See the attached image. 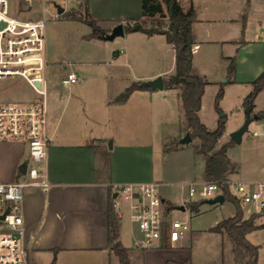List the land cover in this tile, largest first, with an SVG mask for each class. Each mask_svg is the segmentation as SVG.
Instances as JSON below:
<instances>
[{
	"label": "crops",
	"instance_id": "0c3cea01",
	"mask_svg": "<svg viewBox=\"0 0 264 264\" xmlns=\"http://www.w3.org/2000/svg\"><path fill=\"white\" fill-rule=\"evenodd\" d=\"M53 1L57 4L61 1L65 5L73 2V9H78L82 1L88 2L92 16L105 31L119 25L118 21L142 17V0ZM180 3L185 12L191 7L195 11L192 25L196 47L193 51V70L208 81L199 116L201 122L214 131L221 117L215 107L213 113L208 114L207 94H210L215 106L216 96L223 86L224 97L220 108L223 110L224 105L232 102L234 109L236 102V109L240 110L238 108H243L245 98L254 89L252 82L264 72V0H180ZM67 21L72 25L70 28L78 29L77 25H86L79 21ZM107 23L109 25L104 28ZM91 33L92 29L79 41L95 47L91 54L93 62L81 64L93 68L79 67L76 71H66L65 59L60 62L61 59L52 58L54 64L59 62L66 72L51 69L46 84L50 188L45 193L38 189L36 193L25 194L24 199L26 227L36 234L33 263L39 264L48 255L51 263L56 260L55 264H121L110 241L109 209L112 206L118 220V240L130 250L132 264H211L195 253L190 244L193 237L191 229L173 245L146 251L133 249L136 228L130 222L126 206L116 190L126 184L155 183L172 208L171 217L177 219L189 220L190 217L183 213L191 211L189 203L197 202L189 197V188L205 182L204 157L200 175L192 181H177L162 168V162L167 161L168 156L184 153L190 147L177 141V146L166 152V146L173 140L162 139L160 135L164 110L175 111L180 107L181 89L139 90L133 92L126 102L117 101L125 89L136 82L162 77L165 83L173 76L176 68L174 48L163 35L125 33L121 37L123 47L112 55L109 47L96 46L106 40L88 39ZM231 58L236 59L233 76L229 74ZM103 60H107L111 70L99 68ZM70 73L77 75L76 84L64 83ZM229 113H225L226 133L219 140L221 145L231 140L230 134L239 130L246 118L243 114L240 121L230 127ZM260 113H264V89L255 100L252 117ZM254 121L264 123V118H255ZM248 142L261 165L253 166L239 181L233 175L232 185L243 183L253 187L264 182V137ZM8 145L11 148L0 162V168L7 169L10 175L1 179L2 182H13L25 162L26 146L20 143ZM234 147L228 150L232 162L230 150ZM178 187L179 191H175ZM116 202L120 203L119 208L115 207ZM225 203L208 204L214 207L215 216L205 232L215 235L220 241L214 264H237L233 240L224 232L212 231L227 219L222 208ZM182 207L185 209L182 210ZM246 210L244 219L248 220L250 214ZM118 211L123 213L122 216ZM200 212L199 208L197 214ZM233 212L231 217L236 214L235 210ZM256 221L258 226H264V214ZM257 232H264V228L248 234L247 239L259 247L258 264H264L262 243L249 239Z\"/></svg>",
	"mask_w": 264,
	"mask_h": 264
},
{
	"label": "built area",
	"instance_id": "2783aa9c",
	"mask_svg": "<svg viewBox=\"0 0 264 264\" xmlns=\"http://www.w3.org/2000/svg\"><path fill=\"white\" fill-rule=\"evenodd\" d=\"M39 0H0V78L21 76L42 96L38 103L29 105L0 104V142L20 143L29 151L26 173L20 171L13 182L0 179V264H34L33 245L36 234L25 223L24 199L28 188L47 192L50 188L47 164L50 140L48 125L47 89L44 80V49L46 20L33 19ZM27 8L28 19L23 8ZM59 18V14H53ZM2 23L5 26L2 27ZM196 47H193L194 51ZM75 73L68 74L64 83L76 84ZM40 83V88L36 86ZM254 135H257L255 132ZM264 137V126L261 130ZM125 203L130 222L136 228L133 249L146 251L173 245L189 230L188 219L171 217L172 208L155 183L126 184L116 188ZM238 200L251 214H264V182L249 187L237 183ZM222 190L219 184L203 182L189 188V197L213 199ZM119 202L115 207L119 208ZM122 216V212L118 211Z\"/></svg>",
	"mask_w": 264,
	"mask_h": 264
},
{
	"label": "trees",
	"instance_id": "16d2710c",
	"mask_svg": "<svg viewBox=\"0 0 264 264\" xmlns=\"http://www.w3.org/2000/svg\"><path fill=\"white\" fill-rule=\"evenodd\" d=\"M161 2H164L167 9V17ZM68 20L79 21L88 25L92 33L88 39H102L108 34L103 30L98 20L95 19L88 5L82 1L79 8L65 12L63 15ZM60 16V17H61ZM195 22V11L191 7L184 11L180 0H142V17L140 19H126L119 21L124 26L125 33H143L147 36L163 35L166 37L176 52L175 74L165 82V88H180V102L186 115L187 131L192 140L198 139L199 145L196 153L206 159L204 168V180L219 184L226 201H231L236 207L234 217L228 218L219 223L213 232L226 233L234 242V254L237 264H258L259 247L251 244L247 235L264 228L256 224V216L244 219V211L238 199L231 192V177L237 173V165L228 157L229 148L235 142L230 140L221 146L217 145L219 140L226 133V116L219 120L218 127L210 131L200 120L199 112L202 107V98L208 81L194 73L193 70V47L195 39L192 34V25ZM236 69V59H230L229 74L233 76ZM144 82H136L125 89L117 98L118 102H126L130 95L139 90H149L143 85ZM254 89L245 98L243 106L251 113L254 112L255 100L258 94L264 89V72L252 82ZM224 97V89L221 87L215 100V108L220 111V101ZM263 119L264 113L258 114ZM177 146V142L166 146L165 151L169 152ZM204 201L189 203L188 207L193 212H199ZM171 208V207H170ZM110 241L113 244V251L119 257L121 264H132L130 250L126 249L119 242V226L114 208L109 209ZM55 259L51 264H55ZM172 264V263H170Z\"/></svg>",
	"mask_w": 264,
	"mask_h": 264
},
{
	"label": "rangeland",
	"instance_id": "374dc122",
	"mask_svg": "<svg viewBox=\"0 0 264 264\" xmlns=\"http://www.w3.org/2000/svg\"><path fill=\"white\" fill-rule=\"evenodd\" d=\"M60 1V0H59ZM53 0H39L36 7L35 12L38 15L34 16L33 19H44V10L46 11L45 20H46V28H45V49H44V60L46 64V74L44 76V80L47 84V79L50 78V71L51 69L54 71L61 70L62 72L76 71L81 68H93L94 66H82L81 64H87L89 62H93L92 55L95 47L93 45H87L86 42L79 41L80 37L87 34L91 31V28L88 25H77L78 29L70 28V25L67 21L68 19L65 16H61L59 18L53 17V14H58V9L55 6ZM62 4V7L65 8L66 12L71 10H76L71 8L74 3H63L60 1L59 5ZM164 14L166 15V22L168 20L167 9L164 2H161ZM181 4V3H180ZM79 8V7H78ZM24 15H20L22 19H28L26 16L27 8H23ZM118 21V20H117ZM119 22V21H118ZM68 24V25H67ZM99 24V22H98ZM106 25L109 23L104 24L103 27L105 28ZM100 26V25H99ZM111 30L106 31V33H111ZM100 48V46H107L109 47V52L113 55L114 53H118L119 50L123 47V41L121 37L116 38L113 41H103V43H99L96 45ZM103 52V50L101 51ZM52 58L55 59H65L66 71L61 69L60 63L57 62L54 64ZM107 60H103L102 64L99 66L100 69L104 71H109L111 68L109 65L106 64ZM131 80V77L129 78ZM48 93V88H47ZM212 95V94H211ZM42 96L39 95L33 87L21 76H14V77H6L0 78V104L6 105H29L33 103H38L41 100ZM167 101V99L165 98ZM164 101V98L162 99ZM207 103V110L208 114L213 113L214 107L213 101L211 102L210 94H207L206 97ZM180 107L175 111L165 109L164 110V121L161 122V138L164 139L167 137L168 139H172V144L176 143L177 141L180 142L185 136L187 131L186 126V115L181 106V102L179 103ZM236 102L234 109L232 108V102L230 105L227 103L224 105L223 110L220 108V111L217 110L219 116L222 118L225 113H229V109H233L229 113L230 121L229 126L234 127L237 122L240 121V118L243 114L244 117L246 116V109L238 108L236 109ZM246 120V118H245ZM244 120V122H245ZM264 126L263 121H254L248 130L245 133L244 140L240 144L234 145L235 147L230 150V156L235 163H237V173L234 175V179L239 181L242 179L244 174L247 171H250L253 166H260L261 161L253 155L251 152V143L248 140H258L261 136V130ZM257 135H254V133ZM251 138V139H250ZM176 139V140H174ZM8 144L0 142V162L5 159L7 156L8 150L11 148ZM16 144V143H15ZM170 144V143H169ZM181 144V143H180ZM171 145V144H170ZM189 145V149L181 154H171L168 156L167 161L162 162V168L168 172V174L177 181H192L194 178H198L202 169V164H204L205 159H203L200 154L196 153V147L199 145V140L195 139L192 140L190 144H186L185 146ZM223 146L218 143L217 148ZM250 147V148H249ZM193 151L195 153H193ZM24 159H29V151L28 148H24ZM10 174L8 170L5 168H0V179L8 177ZM192 178V179H191ZM250 187V186H249ZM251 188V187H250ZM175 191H179V187L174 189ZM38 192L37 188H28L25 191L26 195ZM40 192V191H39ZM231 192L235 197H238L237 192V183L231 184ZM28 197V196H27ZM238 199V198H237ZM197 202L204 201L199 196L193 198ZM239 201V200H238ZM240 203V202H239ZM241 204V203H240ZM125 205V203H124ZM242 206V205H241ZM223 211L228 219V217L233 216V210L236 211V207L234 203L231 201H227L225 205L222 207ZM245 211V208H243ZM214 207L209 206L208 204H201L200 206V213L197 212L186 211L183 214L190 217V233L193 234V237L190 239V244L193 245V249L197 255L203 258L205 261H208L211 264H214L216 260V253L215 251L218 250L220 246V241L218 237L213 234L206 233L205 231L208 230V227L211 225V222L215 216ZM262 213H254L250 215V218L256 216V219L259 218ZM183 219V218H182ZM257 224V221H256ZM251 241H259L262 243V247L264 248V232H257L249 237ZM227 245V244H226ZM228 251V250H227ZM50 256H46L40 260L39 264H50L49 258ZM220 263V262H219Z\"/></svg>",
	"mask_w": 264,
	"mask_h": 264
},
{
	"label": "water",
	"instance_id": "95a60500",
	"mask_svg": "<svg viewBox=\"0 0 264 264\" xmlns=\"http://www.w3.org/2000/svg\"><path fill=\"white\" fill-rule=\"evenodd\" d=\"M55 6L58 9L59 16L63 15L66 12L65 8L62 7L61 5L55 4ZM1 26L4 27L5 23H2ZM124 35H125L124 26L122 24H119L112 29L111 33L104 35L102 39L106 41H113L118 37H123ZM143 85L147 88L154 89V90H157V89L163 90L165 87V83L162 77H158L152 81L144 82ZM36 86L40 88L41 85L40 83H37ZM245 113H246V120L243 126L239 130L230 134V139L233 142H235V144H240L242 142L243 135L248 132L249 126L253 122V119L255 118L259 119L258 116L252 117V113L248 110H246ZM191 142H192V138L189 133L186 134V136L180 141V143L183 145L190 144ZM27 165H28V162L25 161L23 165L21 166L20 172L22 174L26 173ZM225 201H226L225 196L223 194H219L213 199L205 200V203L209 205H217V204L222 205L225 203ZM181 209L184 210L185 208L182 207Z\"/></svg>",
	"mask_w": 264,
	"mask_h": 264
}]
</instances>
